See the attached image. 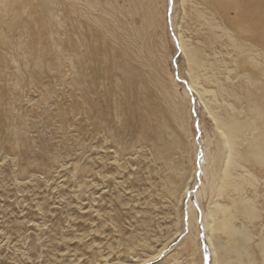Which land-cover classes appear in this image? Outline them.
Here are the masks:
<instances>
[{
    "label": "rangeland",
    "instance_id": "rangeland-1",
    "mask_svg": "<svg viewBox=\"0 0 264 264\" xmlns=\"http://www.w3.org/2000/svg\"><path fill=\"white\" fill-rule=\"evenodd\" d=\"M173 7L0 0V264H212L203 217L236 199L256 217L221 233L224 264H264V159L226 188L219 126L264 140V40L210 0Z\"/></svg>",
    "mask_w": 264,
    "mask_h": 264
},
{
    "label": "bare ground",
    "instance_id": "bare-ground-1",
    "mask_svg": "<svg viewBox=\"0 0 264 264\" xmlns=\"http://www.w3.org/2000/svg\"><path fill=\"white\" fill-rule=\"evenodd\" d=\"M210 1H211V4L214 6V8H216L217 11L219 12V15L221 13L222 16L224 17L225 21H227L229 24H231V26H233L234 28L239 30L240 33L248 34L249 36H251L250 38L255 39V41H258V40L263 41L264 40V0H210ZM170 6L173 7V0H168V8ZM232 13L234 14V17H231ZM172 19H173V16H171V20ZM181 43H182V41H181ZM181 43H179V45H180L179 48L181 51H184L183 45ZM256 44H259V43L257 42ZM90 52H92V51H90ZM189 56H190L189 59H190L191 63L193 65H196L197 64V54L191 51V52H189ZM187 87H188L190 92H192V93L196 92L195 87L191 83H188ZM251 88H253V87H251ZM236 90H238V89H236ZM244 90H245V88H244ZM234 95L235 94L233 92L232 96H234ZM236 95H235V97H236ZM248 99H249V97H248ZM219 126L221 127V129L223 130V132L226 136V139H227L226 142H227V145L229 147V156L227 158V164H226L227 169H226V173H225V176L227 179L226 181H228L226 188L232 186L233 191H238L239 189L237 188V186L234 185L232 183V181L230 180V178L232 176L233 168L236 166L237 163L239 164L240 161L245 162V161L249 160L250 158H257L260 161L263 160L264 159V146H263L264 140L261 141V139L258 140L256 138L246 139L245 137H239L241 135V132L243 131L244 125L243 126L239 125V123H237L235 118H232L231 120H228L227 122L226 121L225 122H219ZM263 139H264V137H263ZM245 143H246V145H245L246 148L244 149L245 152H242L240 147H241V145H243ZM242 147H244V146H242ZM217 161H216V164H218ZM195 172H196L195 174H197V170ZM233 173H234V170H233ZM213 175L207 174V170H205V171H203V173L200 175L199 178H203V177L206 178L207 176L208 177L211 176L212 178H210V177L209 178L207 177V178L209 179V184L212 188ZM196 184H197V182H196ZM203 187H204V185H203ZM192 189L195 190V185H194V188H192ZM190 190H191V188H187L185 193L186 194L189 193ZM196 196L197 197L200 196L199 192L196 193ZM232 205H231V207L228 208L225 206H220V205L214 204V206H212L210 211L208 213H206L203 217V224H204L203 229L205 231V239L209 245L210 252L212 255V264H224V262L226 261V260H224V258H225V255H227V254L224 255V252L226 253L227 249L224 248V246L222 245V243L219 240L221 233L226 234L228 237L232 238L234 240V243H236V244H238L240 236L248 237V233L246 234V230H249V229H246V227H245V229H246L245 230L243 228H238L235 225L234 222H235V219L237 218V215L241 214L242 213L241 211H244L245 215L248 218L254 219L256 217V210L254 209L253 206H251V204L248 203V201L247 202L242 201V200L239 201L236 199L233 201ZM249 237H248V239H249ZM251 239L252 238H250V240ZM187 241H188V243L194 242V240H192V239H189ZM244 242H246V241H244ZM240 243L242 244V242H240ZM243 247H246V246H243ZM261 247L262 246H260V248ZM240 248H242L240 245L239 246L236 245V246L231 247L232 250L236 251V253H239L238 255H240L242 253L241 250L245 249V248L244 249H240ZM262 248L264 249V245ZM167 250L168 249L166 248V246H163L158 251H156V253L148 261L150 262V261H154V260L158 259ZM193 250H191V251H193ZM196 251H197V249H196ZM196 251H195V253H196ZM198 251L200 253V247L199 246H198ZM200 261L202 263V259H200ZM142 264H144V263H142Z\"/></svg>",
    "mask_w": 264,
    "mask_h": 264
},
{
    "label": "water",
    "instance_id": "water-1",
    "mask_svg": "<svg viewBox=\"0 0 264 264\" xmlns=\"http://www.w3.org/2000/svg\"><path fill=\"white\" fill-rule=\"evenodd\" d=\"M171 11H172V8H170V13H171Z\"/></svg>",
    "mask_w": 264,
    "mask_h": 264
}]
</instances>
